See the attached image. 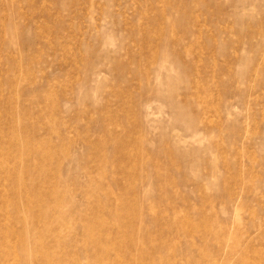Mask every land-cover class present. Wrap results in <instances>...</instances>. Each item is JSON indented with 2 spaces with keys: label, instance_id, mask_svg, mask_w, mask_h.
<instances>
[{
  "label": "rangeland",
  "instance_id": "374dc122",
  "mask_svg": "<svg viewBox=\"0 0 264 264\" xmlns=\"http://www.w3.org/2000/svg\"><path fill=\"white\" fill-rule=\"evenodd\" d=\"M0 264H264V0H0Z\"/></svg>",
  "mask_w": 264,
  "mask_h": 264
}]
</instances>
